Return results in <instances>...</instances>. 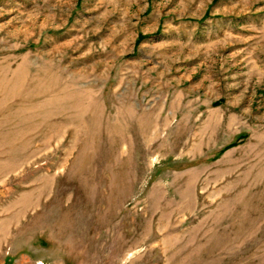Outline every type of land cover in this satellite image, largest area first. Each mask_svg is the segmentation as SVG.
Listing matches in <instances>:
<instances>
[{"label": "rangeland", "instance_id": "374dc122", "mask_svg": "<svg viewBox=\"0 0 264 264\" xmlns=\"http://www.w3.org/2000/svg\"><path fill=\"white\" fill-rule=\"evenodd\" d=\"M0 264H264V0H0Z\"/></svg>", "mask_w": 264, "mask_h": 264}]
</instances>
